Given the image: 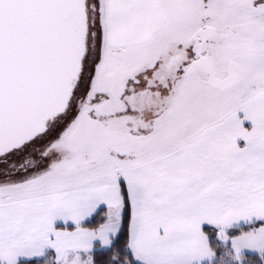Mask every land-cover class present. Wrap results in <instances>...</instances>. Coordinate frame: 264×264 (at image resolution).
Listing matches in <instances>:
<instances>
[{
    "label": "snow or ice",
    "instance_id": "snow-or-ice-1",
    "mask_svg": "<svg viewBox=\"0 0 264 264\" xmlns=\"http://www.w3.org/2000/svg\"><path fill=\"white\" fill-rule=\"evenodd\" d=\"M0 264H264V0H0Z\"/></svg>",
    "mask_w": 264,
    "mask_h": 264
}]
</instances>
